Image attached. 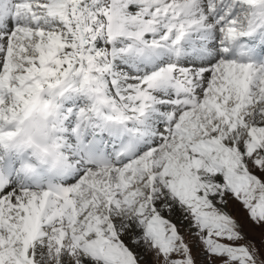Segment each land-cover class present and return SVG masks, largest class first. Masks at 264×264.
I'll return each instance as SVG.
<instances>
[{
    "label": "snow or ice",
    "instance_id": "snow-or-ice-1",
    "mask_svg": "<svg viewBox=\"0 0 264 264\" xmlns=\"http://www.w3.org/2000/svg\"><path fill=\"white\" fill-rule=\"evenodd\" d=\"M0 264H264V0H0Z\"/></svg>",
    "mask_w": 264,
    "mask_h": 264
}]
</instances>
